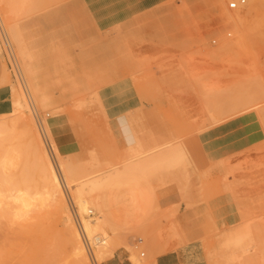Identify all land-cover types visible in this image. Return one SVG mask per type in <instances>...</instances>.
<instances>
[{
  "label": "rangeland",
  "instance_id": "374dc122",
  "mask_svg": "<svg viewBox=\"0 0 264 264\" xmlns=\"http://www.w3.org/2000/svg\"><path fill=\"white\" fill-rule=\"evenodd\" d=\"M9 1L0 6L12 53L0 35V264L21 263L18 246L32 244L37 225L47 236L64 226L58 197L42 202V175L25 169L37 164L28 119L75 227L60 160L87 217L112 239L96 264L179 248L194 253L187 263L264 264V3L243 39L223 26L222 0H14L12 12ZM244 1L236 9L254 0ZM107 110L126 114L132 144L113 142ZM23 194L30 221L18 218Z\"/></svg>",
  "mask_w": 264,
  "mask_h": 264
},
{
  "label": "bare ground",
  "instance_id": "6f19581e",
  "mask_svg": "<svg viewBox=\"0 0 264 264\" xmlns=\"http://www.w3.org/2000/svg\"><path fill=\"white\" fill-rule=\"evenodd\" d=\"M4 2L5 0H0V6ZM13 2L14 0H12V3L11 2L9 3V4H12L10 9L12 8V6H15ZM223 2H225V0H222V3ZM222 3H220L221 4L220 5L221 6L220 7L221 8L220 17H221V22L223 26L229 28L231 31V33L228 35H231L232 33H234L235 35H239L241 36V38L245 39V34L248 30V26L251 20L254 19V17L258 13L259 7H261V3H264V0H254L244 10H242L241 8L229 10ZM13 10L11 9L10 12H12ZM10 12H9V16L12 15L10 14ZM13 13L16 14V12H13ZM12 31H14V29H12ZM0 35L2 36L3 41L7 46L9 55L12 59V53L10 51L11 50L10 39L1 21V18H0ZM221 39L222 38L220 37V40ZM14 60H12L13 63H14ZM22 79L24 80V78ZM23 80L21 81L19 79L21 83H25L23 82ZM25 88H26L25 90V95H26L27 88H28L27 85ZM26 98L27 100H29L28 101L29 103L28 102L27 103L30 105L31 98H29L28 95H26ZM21 99L23 101V97ZM21 99L18 96L17 97L14 96L13 98V106H14L13 108H15V111L16 112L18 111L19 113L22 112L21 108H23V103H24V102L22 103ZM18 119L22 121L21 120L22 117ZM28 120H29L28 122L27 121L23 122V127L25 130H30V133L32 136L31 138L33 139V145L35 147V150L37 151V157H36L37 164H36V167H34L33 169L31 167H25V169L29 172L31 171L32 173L34 172V170H36L38 174L42 175L43 180H44L43 182L44 189L41 192L42 202H49V201L51 202V199L53 201V198H54L53 196L54 195L57 196L58 201L53 203V208L61 213H64L65 220H64L63 230L57 231V233L53 236H47L44 230L40 228V225H37L34 228L35 240L32 242V244L28 248H25V247L20 248V246H18V249L24 251L23 254L21 255L20 264H48L49 261H52V262L62 261L63 264H91V258L89 256L87 247L82 239L81 233L79 229L77 228V226L75 227V225L73 224V221L70 218L69 213L66 211L65 196L62 190V185H61V181L57 173V170L55 169V166L51 158L49 157V155H47L45 149H43V146L41 145V141L39 140L40 137L37 135V132H35L34 129L32 128V124L30 123L31 119H28ZM19 125H20V122H19ZM58 169L63 177L64 185L67 187V189H70L71 193L73 194V197H74L73 204L75 205L77 212L79 213L81 217L79 219H80L82 231L86 239L90 241V243H92L94 246H96L95 250L92 251L93 258L96 262L102 263L105 261L107 257V251L111 249L109 242L112 239L110 238V235H108V233L106 234V231L101 227L103 224L100 221L94 218H93L94 220H92L91 217L90 218L87 217L88 216L87 213L92 212L88 208L89 202L80 192L79 185L73 182L72 180L73 178L71 179L72 177L70 176L71 170L68 168V166L66 164H63V162L60 160V162L58 163ZM29 175L31 174L29 173ZM14 199L19 200V204H20V212L18 213V216H19L18 218L24 217L25 218L24 220L26 221L32 220V217L28 215V212L30 211L29 210L30 206L33 205V201L29 199V195L23 194ZM35 206L38 207L39 205H35ZM7 210L8 209L4 210V214L7 213L6 212ZM96 231L98 232L100 231L99 233L102 235V238H98L97 236L94 235ZM152 250L151 251L149 250L151 253H149V255H147L144 259H138L136 256H132L131 258L132 263L133 264H153L155 262L156 256L160 254L161 252L157 251L158 253L155 254V252H152ZM141 255L144 256L145 254L141 253Z\"/></svg>",
  "mask_w": 264,
  "mask_h": 264
},
{
  "label": "crops",
  "instance_id": "0c3cea01",
  "mask_svg": "<svg viewBox=\"0 0 264 264\" xmlns=\"http://www.w3.org/2000/svg\"><path fill=\"white\" fill-rule=\"evenodd\" d=\"M98 7L94 8V13L97 15V17H101L102 14L99 11H95ZM111 13L109 17V22L113 20L114 18H117L118 13L114 12L116 9L111 7ZM107 113L109 115V122H108V129L111 134L113 142L115 144L119 145L121 148L127 147L130 144L134 142V134L131 130V127L128 123L127 117L125 113H117V114H111L108 110ZM117 142V143H116ZM116 146V145H115ZM165 151V150H164ZM160 153V152H159ZM158 154V153H157ZM155 155V154H153ZM152 156V155H151ZM150 157V156H149ZM167 157L161 160L165 161ZM158 162V163H161ZM188 255V256H187ZM194 258V253L192 252H186L185 250H182L181 248L179 249H173L170 251H163L160 254H158L155 258V264H194L195 262H189L187 263V259H192ZM118 261V264H122V262L119 260L117 253L115 252L112 256L111 260H116Z\"/></svg>",
  "mask_w": 264,
  "mask_h": 264
},
{
  "label": "built area",
  "instance_id": "2783aa9c",
  "mask_svg": "<svg viewBox=\"0 0 264 264\" xmlns=\"http://www.w3.org/2000/svg\"><path fill=\"white\" fill-rule=\"evenodd\" d=\"M238 3H239V4H243V3H244V0H240L239 2H232V3H230V4H229V8H231V9H236ZM79 224H80V225H79ZM77 225H78L77 228L79 229V231H80V233H81V236H82V239H83V241H84V243H85V245H86V247H87V250H88L89 256H90V258H91V263H92V264H96V261L92 258V254H91V251H92L91 243L86 239V237H85V235H84V233H83V231H82L81 223H80L79 221L77 222Z\"/></svg>",
  "mask_w": 264,
  "mask_h": 264
}]
</instances>
